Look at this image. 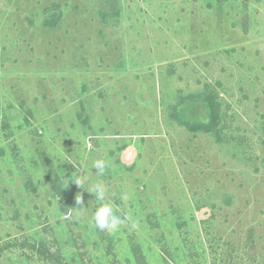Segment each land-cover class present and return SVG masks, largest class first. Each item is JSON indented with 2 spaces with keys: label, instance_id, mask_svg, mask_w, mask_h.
<instances>
[{
  "label": "rangeland",
  "instance_id": "obj_1",
  "mask_svg": "<svg viewBox=\"0 0 264 264\" xmlns=\"http://www.w3.org/2000/svg\"><path fill=\"white\" fill-rule=\"evenodd\" d=\"M0 264H264V0H0Z\"/></svg>",
  "mask_w": 264,
  "mask_h": 264
},
{
  "label": "clouds",
  "instance_id": "obj_2",
  "mask_svg": "<svg viewBox=\"0 0 264 264\" xmlns=\"http://www.w3.org/2000/svg\"><path fill=\"white\" fill-rule=\"evenodd\" d=\"M107 166V162L103 159L95 160L92 165V167L95 168L97 173L101 176L104 174ZM87 180L88 177L84 176L79 179H68L67 183L69 181H74L78 186L85 188L84 184ZM86 189L89 192L94 193L95 199L99 202L92 217V223L95 228H98L101 231H106L108 233H116L120 231L121 227L125 225L126 222H130L133 229H136L139 226V221L134 219L130 214L125 216L124 218H121L116 214L117 209H114L113 205L106 199L108 189L103 183L98 181L91 188ZM121 199L123 201H127L129 199L128 194H123ZM76 204L78 205V207L84 206L83 200L80 195L79 198H77L76 196Z\"/></svg>",
  "mask_w": 264,
  "mask_h": 264
},
{
  "label": "trees",
  "instance_id": "obj_3",
  "mask_svg": "<svg viewBox=\"0 0 264 264\" xmlns=\"http://www.w3.org/2000/svg\"><path fill=\"white\" fill-rule=\"evenodd\" d=\"M207 108L209 112V121L206 124H192L191 127L192 129H203V130H208L210 127L214 128V126L217 124V104L212 100L211 97H207Z\"/></svg>",
  "mask_w": 264,
  "mask_h": 264
}]
</instances>
